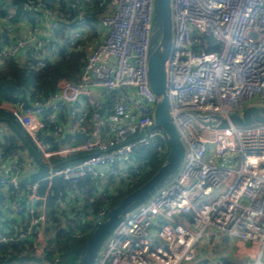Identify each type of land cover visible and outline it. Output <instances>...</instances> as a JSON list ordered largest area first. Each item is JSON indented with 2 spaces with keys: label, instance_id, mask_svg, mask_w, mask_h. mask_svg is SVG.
<instances>
[{
  "label": "built area",
  "instance_id": "built-area-1",
  "mask_svg": "<svg viewBox=\"0 0 264 264\" xmlns=\"http://www.w3.org/2000/svg\"><path fill=\"white\" fill-rule=\"evenodd\" d=\"M46 1L23 3L31 17L13 25L18 6L0 0L3 21L16 31L0 59L30 50L41 68L57 59L62 43L94 36L76 80L60 78L44 98L0 100L34 146L23 162L0 157V247L32 245L11 264H60L48 257L55 177L66 184L57 200L65 215L93 230L107 211L93 210L92 202L113 189L108 180H125L141 148L168 150L166 133L154 124L157 99L147 77L153 0H65L67 14ZM170 7L167 95L184 157L173 177L117 225L95 264H193L209 251L204 243L223 236L251 244L245 264H264V122L230 120L248 106L264 113V0H170ZM36 161L46 173L34 178ZM205 264L234 263L218 256Z\"/></svg>",
  "mask_w": 264,
  "mask_h": 264
},
{
  "label": "trees",
  "instance_id": "trees-1",
  "mask_svg": "<svg viewBox=\"0 0 264 264\" xmlns=\"http://www.w3.org/2000/svg\"><path fill=\"white\" fill-rule=\"evenodd\" d=\"M6 3L16 4L18 9L12 19V24L23 18L30 19V12L25 10L23 3L31 0H3ZM48 6L58 7V9L67 14L68 8L65 0H48ZM6 11L0 8V50L3 45L11 38V34L15 29L9 30V26L3 21ZM72 15L70 16V18ZM95 17L94 12L90 14V21ZM14 22V23H13ZM11 27V25H10ZM66 24L61 23L58 28L57 36L62 38L65 32ZM92 38L90 34L84 40H78L73 43L61 44L58 47L57 59L52 62H47L41 68L34 66V57L30 50L26 51V57L13 58L4 57L0 59V100L15 102L24 97L26 101L33 99L44 98L51 92L55 91L57 81L60 78L68 80H76L80 70L86 60L87 52L85 46ZM49 45V44H48ZM0 122L6 125L5 130H0V157L5 161L11 156H16L20 162L24 161L22 152L25 150H34V146L27 136L26 132L20 126L13 114L5 109H0ZM167 151H158L156 148H141L135 153L137 164V173L128 174L132 176L129 181H117L115 178L108 180L113 189L108 190V193L101 195L92 202L93 210L99 207H104L108 211L117 201L123 196L131 192L133 189L141 185L147 180L161 165ZM70 160H65L68 163ZM36 164V173L34 178L42 177L46 173V168L38 161ZM136 169V168H135ZM134 169V170H135ZM140 174L138 179H133V176ZM21 184L26 181V173L21 176ZM83 184V183H81ZM80 184V185H81ZM114 184V185H113ZM117 185L119 188L115 187ZM44 186V183L42 184ZM66 184L60 178L55 177L48 192V229L54 232L53 245L48 252V257L58 256L61 261L62 255L68 249L78 246L83 243L90 235L91 228L84 223L81 218L70 217L65 215V211L59 206L60 199L59 191L65 192ZM91 195L90 192H87ZM22 243H12L8 246L0 247V264H11L13 262H22L26 257L22 253H28L32 247ZM78 253L72 254L69 259L74 258L76 261ZM68 259V260H69ZM62 264V261L60 262ZM74 264V262H73Z\"/></svg>",
  "mask_w": 264,
  "mask_h": 264
},
{
  "label": "water",
  "instance_id": "water-1",
  "mask_svg": "<svg viewBox=\"0 0 264 264\" xmlns=\"http://www.w3.org/2000/svg\"><path fill=\"white\" fill-rule=\"evenodd\" d=\"M171 7L170 0H153L152 33L147 51L148 84L156 96L153 120L167 135L168 150L158 169L141 185L123 196L106 213L103 221L91 231L89 237L80 245L68 249L62 255V264L78 253L75 264H95L105 242L117 225L124 221L136 208L153 197L176 173L184 157V145L171 121L167 95L166 61L171 45ZM236 125H249L264 122V113L259 107L248 106L242 116L230 115ZM222 120L220 126H226Z\"/></svg>",
  "mask_w": 264,
  "mask_h": 264
},
{
  "label": "crops",
  "instance_id": "crops-1",
  "mask_svg": "<svg viewBox=\"0 0 264 264\" xmlns=\"http://www.w3.org/2000/svg\"><path fill=\"white\" fill-rule=\"evenodd\" d=\"M91 35L93 37L94 32H92ZM5 129L6 125L0 122V130ZM27 151L28 150H25L22 153L25 154ZM203 246H206L209 251H204L202 254L204 258L201 262H195V264L213 262L218 256H222L226 261H230L234 264H245L248 260L252 259V254L249 252L251 244L240 242L227 236H223L218 241L212 239L210 242L204 243Z\"/></svg>",
  "mask_w": 264,
  "mask_h": 264
},
{
  "label": "rangeland",
  "instance_id": "rangeland-1",
  "mask_svg": "<svg viewBox=\"0 0 264 264\" xmlns=\"http://www.w3.org/2000/svg\"><path fill=\"white\" fill-rule=\"evenodd\" d=\"M17 30V29H16ZM14 33H16V31H14ZM91 92H92V94H95L96 93V91H95V89H93V88H91ZM129 165L130 166H132V167H130V170L129 171H127V172H130L131 174L132 173H137L138 172V169H137V164H136V160H131L130 162H129ZM136 168V169H135ZM135 169V170H134ZM140 176V174H138L137 176H133V179H138V177ZM130 178H132V176L131 175H129L128 176V178L126 179V182L127 181H129V179ZM121 181L123 182V181H125L124 180V178H121ZM114 185V184H113ZM115 187H117V188H119L117 185H115ZM95 192H97V191H95ZM101 196V195H100ZM69 259V258H68ZM74 258H71V259H69V260H67V262L65 263V264H73V262H74V264L76 263V261H74L73 260ZM77 260V259H76ZM193 264H195V263H193Z\"/></svg>",
  "mask_w": 264,
  "mask_h": 264
}]
</instances>
